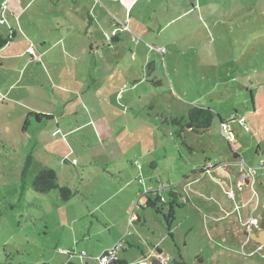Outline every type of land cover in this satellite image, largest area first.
I'll use <instances>...</instances> for the list:
<instances>
[{
  "label": "rangeland",
  "instance_id": "rangeland-1",
  "mask_svg": "<svg viewBox=\"0 0 264 264\" xmlns=\"http://www.w3.org/2000/svg\"><path fill=\"white\" fill-rule=\"evenodd\" d=\"M5 1L0 34L14 30L40 60L0 54V264H97L119 241L128 264H264V251L216 240L264 220V0H201L215 18L194 34L190 17L163 33L156 23L186 0H143L132 16L144 21L132 17L116 42L106 35L125 23L119 4ZM193 107L215 113L210 130L172 122ZM235 153L257 170L244 192ZM44 170L72 199L34 188ZM162 185L180 197L162 192L156 210L145 187Z\"/></svg>",
  "mask_w": 264,
  "mask_h": 264
},
{
  "label": "crops",
  "instance_id": "crops-1",
  "mask_svg": "<svg viewBox=\"0 0 264 264\" xmlns=\"http://www.w3.org/2000/svg\"><path fill=\"white\" fill-rule=\"evenodd\" d=\"M104 1L107 3V6H110V8L114 9L115 12H116V10H118V7L116 5L119 4L120 7H119L118 14H119V16L122 17L123 20H125L124 22L128 23L129 28H130V24H132V17H134L135 20L137 19V21H139V19H141L142 22L144 21L143 20L144 16H140L138 12L137 13L135 12V15L132 16L134 10L139 6L140 2L143 0H104ZM153 1L154 0H150L149 3H147V4H153ZM156 1H159V0H156ZM162 1H165V0H162ZM166 1H167V5L170 7V2L172 0H166ZM256 1L259 2V0H256ZM182 4H185L186 6H185V8H183V10H181L178 13H176V11H173V12L169 11V14H167V16L165 18L157 16V20H156L155 18H153V16H149L148 20H156L158 27H160V33H163V31L165 29H168L174 23H178V22L182 21L183 19H186L189 17L192 18V20L187 21L188 26L186 28L190 27V29H192V34L195 33V29H198L199 25H201L202 22L204 24H206V27L208 29L210 19H214L215 17H214V13H208V11L207 12L204 11L205 8H204L201 0H186ZM27 7L29 8V4H27ZM206 7H208V6L206 5ZM148 9H149V7H147V5L145 4V7L142 10H148ZM0 11H1V6H0ZM154 13H155V11H154ZM110 14L114 15V16L116 15L114 13H110ZM88 15L90 16V12L88 13ZM11 18L12 19L15 18L16 20H18L19 16H17L16 14H12ZM114 20H115V18H114ZM119 23H122V22L121 21L119 22L117 20L118 26H119ZM216 23L217 22H215V24ZM149 25H150V23H148V28H149ZM114 30L115 29H113L112 32ZM185 30H187V29H185ZM13 31L14 30H12L11 37L9 36L8 38L0 34V36H2L5 40L6 39L9 40L5 45L0 42V54L1 53L7 54L6 55L7 57H19V56L25 54L26 52H28V49L30 47L29 42L27 40L24 41L23 43L22 42H18V43L15 42L14 40H15L16 34H14ZM130 31H131V28H130ZM179 32H181V31H179ZM118 37H119V34H118ZM118 37L116 40H118ZM133 43H135V42H133ZM49 120H53V118L51 116H49ZM26 122L28 125L29 124L28 121H26ZM58 129H59V127H58ZM55 132L56 131H54L52 133V137H57V135H55ZM62 142H63V140H62ZM65 146L66 145L63 144V147H64L63 149H60V147H57V148L60 152H65V150H66ZM235 158H236V161L238 162V164L239 163L241 164V162L243 161V160L241 162L239 161V160H241V157H240V154H238V153H235ZM242 174L243 175L241 176V180H239L238 187H239L241 192H244L247 187L252 186L254 178L253 179L251 178L248 180L249 177L245 175L246 174L245 170L242 172ZM148 197H149L148 202L155 200V198L153 196H148ZM225 218L226 217L224 216V218H219V219H217V221H221ZM252 219H255V218H252ZM108 221H109L108 225L110 226V220H108ZM246 232H249L250 234L251 233L258 234L261 231H260V229H257L255 227L248 228V226L244 225V222L240 221V222L235 224L233 229H230V228L229 229L225 228V230H223V228L217 229V239L216 240L218 242H230V240H231V242L242 244V246L244 248L250 249V252L247 255L253 256V255L258 254L259 252H263L264 246H261L260 244H257L256 242L251 240V238L246 236V234H245ZM112 247L113 246L109 245V247H107L106 249H103L101 251L102 254L105 251L111 249ZM124 249L125 248H123L122 251H124ZM151 259H152V257H150L149 261ZM119 260H120V263H122V264L123 263L128 264L126 260H122L120 257H119ZM162 261L164 262L165 260L162 259ZM163 264H166V261Z\"/></svg>",
  "mask_w": 264,
  "mask_h": 264
},
{
  "label": "built area",
  "instance_id": "built-area-1",
  "mask_svg": "<svg viewBox=\"0 0 264 264\" xmlns=\"http://www.w3.org/2000/svg\"><path fill=\"white\" fill-rule=\"evenodd\" d=\"M7 1L3 2L1 4V16H0V24H5L7 22L6 17V9H7ZM122 27L121 28H117L115 29L111 35H106L107 39H110V41H112L118 34L120 31L122 32H129L130 28L128 26V23L125 22L123 24H121ZM11 34H12V30H11ZM138 37H136L134 34L132 35V41L137 43L138 42ZM155 50L161 54H165L166 50L165 49H161V48H155ZM28 53H30L32 56L37 57V53L34 50V48L32 46L29 47L28 49ZM38 60H40V58H38ZM226 131H227V125L223 124L222 125V133L224 135H226ZM56 135V133H55ZM228 140H230L229 137H227ZM241 165L243 166V170H245L246 172V176H248V180L249 179H253L254 176L257 174V170L248 167L244 161L241 162ZM259 169L264 170V160H261L259 162ZM138 182L140 184H144L143 179H139ZM253 183H254V179H253ZM167 191L170 195H179L177 189L175 187H169L168 185H162L158 188H154V187H145V193L144 196L146 195H151L155 198V200H157L159 203L162 204H167L168 200L163 197L161 195L162 192ZM233 196V195H232ZM180 197V195H179ZM245 226H248V228L250 227H255L257 229H260V223L258 219H251V221L245 222L244 223ZM123 244L121 241L117 242L111 249L105 251L98 259H97V264H121L120 260H119V252L123 249ZM81 257L83 259H85L87 257L86 253H83L81 255Z\"/></svg>",
  "mask_w": 264,
  "mask_h": 264
},
{
  "label": "trees",
  "instance_id": "trees-1",
  "mask_svg": "<svg viewBox=\"0 0 264 264\" xmlns=\"http://www.w3.org/2000/svg\"><path fill=\"white\" fill-rule=\"evenodd\" d=\"M117 37L118 35L112 41L116 42ZM8 41H9L8 39L5 40L2 36H0V42L2 44L5 45ZM214 119H215V113L212 110L206 109L204 107H193L189 111L188 118L186 120L174 119L172 120V122L174 124L181 125L185 121L186 124L189 125V128L191 129L192 132L202 133V132H206L210 130V128L213 125ZM223 124H226V123L224 120L221 119V125ZM26 125H27V122H26ZM34 188L40 193H46V192H50L53 190H59L63 201H69L74 196V193L70 189L66 187H61L58 184L57 174L54 170L42 171L34 182ZM147 196H151V195H147ZM170 196H174L178 198V195L173 194ZM158 203L159 202L157 200H154V201L149 202L147 205L152 206L153 208L157 210ZM160 210L161 209H158V212ZM168 228H169V232L171 233L170 227ZM170 237L173 238L172 235H170Z\"/></svg>",
  "mask_w": 264,
  "mask_h": 264
},
{
  "label": "water",
  "instance_id": "water-1",
  "mask_svg": "<svg viewBox=\"0 0 264 264\" xmlns=\"http://www.w3.org/2000/svg\"><path fill=\"white\" fill-rule=\"evenodd\" d=\"M259 228H260L261 232H259L258 234H255V233H251L250 234L249 232H246L245 234H246V236L251 238V240H253L257 244H260L261 246H264V220L261 222ZM159 254L161 256V255H163V252L160 251ZM164 262L162 261L161 258H152L149 261V264H163Z\"/></svg>",
  "mask_w": 264,
  "mask_h": 264
},
{
  "label": "flooded vegetation",
  "instance_id": "flooded-vegetation-1",
  "mask_svg": "<svg viewBox=\"0 0 264 264\" xmlns=\"http://www.w3.org/2000/svg\"><path fill=\"white\" fill-rule=\"evenodd\" d=\"M178 197H179V195H178ZM163 255H161V257H162Z\"/></svg>",
  "mask_w": 264,
  "mask_h": 264
}]
</instances>
